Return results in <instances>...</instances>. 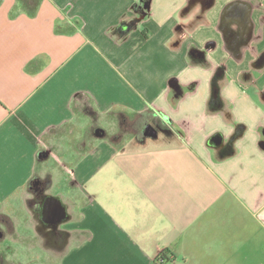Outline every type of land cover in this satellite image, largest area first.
<instances>
[{
    "label": "crops",
    "instance_id": "obj_1",
    "mask_svg": "<svg viewBox=\"0 0 264 264\" xmlns=\"http://www.w3.org/2000/svg\"><path fill=\"white\" fill-rule=\"evenodd\" d=\"M17 2L0 0L4 245L54 229L61 253L19 264H264V0ZM116 108L165 130L108 139Z\"/></svg>",
    "mask_w": 264,
    "mask_h": 264
},
{
    "label": "rangeland",
    "instance_id": "obj_2",
    "mask_svg": "<svg viewBox=\"0 0 264 264\" xmlns=\"http://www.w3.org/2000/svg\"><path fill=\"white\" fill-rule=\"evenodd\" d=\"M88 104H90V102H88ZM88 106L89 108H91L90 105ZM100 116H101V121L98 122L99 124L98 127L103 128V131L105 132L103 134L104 137H107L108 139H112L115 135H117L119 136V141H120L119 143L126 142L127 141L126 138H129V139L133 138L134 126H132V123H131L129 127H126L124 125V120L122 117H124L125 120L127 118L128 120H130L129 122H131L133 118L137 117L136 114H131V113H128L126 111L116 108L112 110L109 114H107L106 116H102V115ZM146 117L149 119H152L153 121H156L154 119L156 115H153V113L147 114ZM95 118L98 121V118L97 117ZM158 125H161L159 121L155 123L149 122V124H146V125L141 123L140 129H141L142 136L147 137V136H151L152 134H159L160 131H158L159 130V128H157ZM94 126L96 125L94 124ZM138 126H139V123H138ZM154 130H157V132H153ZM88 134L90 135V132ZM89 137H91V135ZM92 138H93V141L88 142V145L94 142L95 137H92ZM36 212H37V215H36ZM29 224L31 228H34L36 232L37 230H40L41 234H43L42 221L40 220V216H39V209L35 211V216L31 218V221ZM3 226H4V217L2 214H0V230H2L4 233L5 231L3 229ZM54 232H55L54 229L49 230L47 232L48 235L44 238L39 237V236L34 237V238L33 237H23L22 239L17 238V237H12L10 238L11 244H12L11 247L8 245L7 246L4 245L5 240H4V236H2L0 238V264H19L23 262L25 259L32 258V257H38V258L48 257V259L57 260L58 257L61 255V253L57 249H55L53 246H51L52 244L59 243V242H56ZM22 243L24 245H33L36 248L38 247V249L40 247H43L45 250L48 249L49 253L46 254L43 251H37L35 253H25V252L23 253L21 252V248H20Z\"/></svg>",
    "mask_w": 264,
    "mask_h": 264
},
{
    "label": "water",
    "instance_id": "obj_3",
    "mask_svg": "<svg viewBox=\"0 0 264 264\" xmlns=\"http://www.w3.org/2000/svg\"><path fill=\"white\" fill-rule=\"evenodd\" d=\"M248 13V12H247ZM247 13L245 12L244 18L247 17ZM243 22L246 23V21L243 19ZM218 137H214L212 139V142L214 144H220L222 141V138L217 139ZM66 208L64 204L62 203V200L59 197L56 196H47L45 198V202L43 204V218L45 221H47L49 224H58L59 222L66 219Z\"/></svg>",
    "mask_w": 264,
    "mask_h": 264
},
{
    "label": "trees",
    "instance_id": "obj_4",
    "mask_svg": "<svg viewBox=\"0 0 264 264\" xmlns=\"http://www.w3.org/2000/svg\"><path fill=\"white\" fill-rule=\"evenodd\" d=\"M28 1H30V0H18V2H17V4H16V6H15V8H14V10H13V13H17L18 11H19V6H22V5H24V4H26ZM33 3L35 4V5H37V0H33ZM30 13H33V11H31ZM150 120L151 119H149V118H147L146 117V114H137V117L135 118V120L133 121V122H126L125 123V125H126V127H128L127 126V124H131V123H134V122H140V123H142V124H144V125H146V124H149V122H150ZM157 124V123H156ZM157 128H159V130L158 131H160V132H162V131H164L165 130V128L163 127V126H161V125H158L157 126ZM167 129V131L170 133L171 131H170V129L169 128H166ZM153 132H157V130H154ZM153 136H155L156 134H152ZM151 135V136H152ZM115 140V142H119V141H117L118 139H116L115 137H113ZM2 236H4V233H3V231L2 230H0V238L2 237ZM163 258V259H162ZM157 260H161V261H165L166 259L164 258V255H162V256H160V257H158L157 258ZM6 262V261H5Z\"/></svg>",
    "mask_w": 264,
    "mask_h": 264
}]
</instances>
